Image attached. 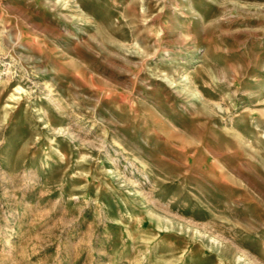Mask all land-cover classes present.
<instances>
[{"label":"rangeland","instance_id":"obj_1","mask_svg":"<svg viewBox=\"0 0 264 264\" xmlns=\"http://www.w3.org/2000/svg\"><path fill=\"white\" fill-rule=\"evenodd\" d=\"M0 264H264V0H0Z\"/></svg>","mask_w":264,"mask_h":264}]
</instances>
